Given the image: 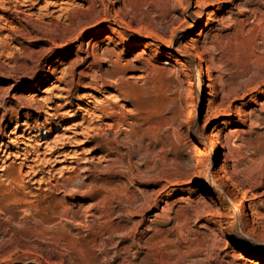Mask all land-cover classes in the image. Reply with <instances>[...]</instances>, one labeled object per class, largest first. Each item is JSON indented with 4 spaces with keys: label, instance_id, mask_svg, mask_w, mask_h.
<instances>
[{
    "label": "rangeland",
    "instance_id": "374dc122",
    "mask_svg": "<svg viewBox=\"0 0 264 264\" xmlns=\"http://www.w3.org/2000/svg\"><path fill=\"white\" fill-rule=\"evenodd\" d=\"M0 264H264V0H0Z\"/></svg>",
    "mask_w": 264,
    "mask_h": 264
},
{
    "label": "bare ground",
    "instance_id": "6f19581e",
    "mask_svg": "<svg viewBox=\"0 0 264 264\" xmlns=\"http://www.w3.org/2000/svg\"><path fill=\"white\" fill-rule=\"evenodd\" d=\"M8 7V6H7ZM3 9H4V7H3ZM7 9V8H6ZM198 26H199V23H196V25H195V28L194 29H197L198 28ZM12 29V28H11ZM101 34V32H97L95 35L96 36H99ZM189 44V43H188ZM2 45V44H1ZM5 45V44H4ZM3 46V45H2ZM196 46V45H195ZM95 56V55H94ZM170 57L171 58H174V59H176L177 57L174 55V54H170ZM205 66L203 65V63L201 64V67H200V69H199V75H198V81H201L202 80V77L204 76L203 74L205 73ZM225 88V87H224ZM128 92V91H127ZM228 95V94H227ZM212 103V102H211ZM210 105V104H209ZM211 106V105H210ZM103 111H105V110H103ZM215 112V111H214ZM189 113V112H188ZM152 119V118H151ZM149 122V121H148ZM229 122V121H228ZM23 124H26V123H23ZM28 124V123H27ZM150 128H152V127H146L145 129H144V133H148L151 129ZM28 130V128H26V129H24V131L26 132ZM152 133H154V131H152ZM151 133V134H152ZM150 134V135H151ZM32 135V134H31ZM145 135V134H144ZM148 135V134H147ZM212 137H213V145L214 146H216L217 145V134L216 133H213V135H212ZM155 138V137H154ZM216 158V156L214 157V159ZM224 167H221V169H223ZM7 174V173H6ZM211 170H207V171H204L203 173H200V175L198 176V177H196V179L197 180H199V179H208V178H210L211 177ZM16 184V183H15Z\"/></svg>",
    "mask_w": 264,
    "mask_h": 264
}]
</instances>
